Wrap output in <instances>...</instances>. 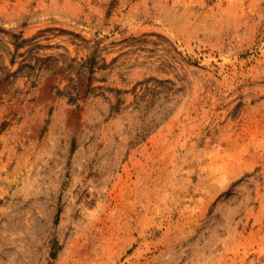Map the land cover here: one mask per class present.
I'll return each instance as SVG.
<instances>
[{"label":"rangeland","instance_id":"obj_1","mask_svg":"<svg viewBox=\"0 0 264 264\" xmlns=\"http://www.w3.org/2000/svg\"><path fill=\"white\" fill-rule=\"evenodd\" d=\"M0 264H264V0H0Z\"/></svg>","mask_w":264,"mask_h":264}]
</instances>
